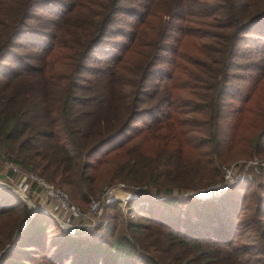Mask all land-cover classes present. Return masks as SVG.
Segmentation results:
<instances>
[{
	"label": "trees",
	"instance_id": "trees-1",
	"mask_svg": "<svg viewBox=\"0 0 264 264\" xmlns=\"http://www.w3.org/2000/svg\"><path fill=\"white\" fill-rule=\"evenodd\" d=\"M0 145L73 202L120 183L147 202L129 234L119 202L103 225L70 232L46 213L20 228L27 205H0V255L14 239L15 264L49 258L48 224L61 249L47 264H264L263 182L245 205L260 176L182 196L264 150V0H0ZM244 212L259 232L248 248Z\"/></svg>",
	"mask_w": 264,
	"mask_h": 264
},
{
	"label": "rangeland",
	"instance_id": "rangeland-1",
	"mask_svg": "<svg viewBox=\"0 0 264 264\" xmlns=\"http://www.w3.org/2000/svg\"><path fill=\"white\" fill-rule=\"evenodd\" d=\"M248 47H250L249 44H245L243 43L242 46H240V50L243 51L244 49H248ZM96 53V52H95ZM95 55H91L89 57V59L86 60L87 64L92 65V63L94 61H92V58ZM228 98V97H227ZM228 149L225 148L224 152H226ZM238 151V150H237ZM253 155V154H251ZM14 156H12V158L9 156V154L6 153L5 149L2 148V146L0 145V185L4 188H2L0 191V205H7V204H11L14 202H20L23 203L25 205H27L28 209H29V214L27 217H25L20 223V228H24L27 227V225L29 224V222L32 221V219L37 216L39 213H45L43 210H41V204L43 202V198H44V192H42V190L40 188H36V185L32 182V180L30 179L31 173L34 172H30L28 170H26L25 168H23L21 165L17 164L14 161ZM254 158H260L264 160V150L262 151L261 154H257V155H253L251 157H241L237 160H234L228 164L240 161V160H244V159H254ZM13 163L15 168H17V172L13 171V169L10 168V164ZM225 165V164H223ZM34 174H37V172H35ZM40 176V175H39ZM45 179V178H44ZM46 180V179H45ZM48 181V180H46ZM49 182V181H48ZM258 182H263L264 183V179L262 176H260V178H257L256 183L254 184L253 188H250L249 190H246L247 194L250 196L253 193H257L256 196H252L249 197L245 200V205H249V206H255L257 203V196H261L262 192L261 190L258 188L257 184H259ZM51 183V181L49 182ZM53 184V182L51 183ZM55 187H58V185L53 184ZM260 185V184H259ZM60 188V187H59ZM38 189V190H37ZM207 189V188H205ZM228 190V189H227ZM226 190V191H227ZM66 192V191H65ZM225 192V191H224ZM223 192V193H224ZM245 192V193H246ZM68 193V192H67ZM101 193H105L106 196L104 198L101 199L99 205H98V210L96 209L94 212H92V218H90V216L85 217V219H81V222L79 220V225H84L83 223H86V220L91 221L92 224L89 226L92 227H88L87 229H96L98 228L100 225H103V223L105 222L104 220H106L107 218H109L110 215L112 214H116L118 211H115L111 208H108L109 205H115L116 202H119V210L121 212L120 215V222H121V226H119V229L121 228L123 230V232L125 234H129V226L132 224H141L142 219L141 216L142 214H140L141 212L139 210L142 209L143 205L147 204L146 200H142V198H140L141 196L139 195V193H137L136 189L130 188L127 185L120 183L116 186H112V185H105L103 187V189L100 191L99 195H101ZM174 195H177L178 193V189H174L173 191ZM202 194H205V192L202 189L196 190V191H191V190H187L184 194H182V196H193V197H197V198H206V199H210L212 197H209L208 195L205 196H200ZM219 194L217 195L218 197L223 195ZM98 195V196H99ZM70 196V195H69ZM208 196V197H207ZM90 197V196H89ZM102 197V195H101ZM71 199V197H70ZM218 199V198H217ZM71 201L73 202V200L71 199ZM74 205H76L82 212H85V214L89 213L90 207H91V201L87 206V203H78L74 200ZM107 207V208H106ZM136 208V210H134L133 208ZM181 209L183 210V206H180ZM263 209H264V203L262 205ZM222 211H226L227 209H231L230 211H232V208L230 205H226V206H220V208ZM199 209H191V211H193V213H196ZM195 211V212H194ZM229 211V212H230ZM119 213V212H118ZM190 213V210L185 207L182 213V216L185 217V220H182V224L188 221V218H191V216L188 217V214ZM198 213V212H197ZM47 214V213H46ZM49 215V214H47ZM160 216H167L165 214V212L161 211L159 212ZM51 216V215H49ZM216 216V215H215ZM235 216H239V215H235ZM52 217V216H51ZM82 217V216H81ZM188 217V218H186ZM197 217H195L196 219ZM252 219V212H244L239 216L238 224H239V234L238 236L242 235V239H243V244L242 246L244 247H250V245H255V243H253L255 240H257V237L259 235V232H253L251 230H244V222L246 220L251 221ZM170 221L172 223H174L175 225L179 224V220L178 217L176 216V214L174 213V216L170 215ZM13 221L11 220L9 222V224H12ZM202 223V222H199ZM60 225V224H59ZM61 226V225H60ZM186 226V225H185ZM57 227V226H56ZM52 227L50 224H48V244H47V252L46 255H50L48 259H46L44 261V264L50 263V257L54 256L57 254V249H61V248H53V243H54V238L57 237V231H58V227ZM62 228V227H61ZM62 230H64L62 228ZM154 230H156V228H154ZM66 231V230H65ZM73 231V230H69ZM67 232V231H66ZM143 232V231H141ZM95 233V232H94ZM99 235H103L104 233V229H101V231L96 232ZM242 233V234H241ZM28 238H30L31 236H27ZM96 237V236H94ZM144 237L143 235H141V238ZM97 239V238H95ZM154 239V237H153ZM149 241V240H146ZM14 239L1 251V255H0V260L4 259L6 260L7 258L4 257L5 255H7V253L13 249V245H14ZM140 243V242H139ZM25 245V244H24ZM50 245V248H49ZM259 245V244H258ZM158 246L155 247V249H157ZM259 247V246H258ZM260 248V247H259ZM20 251H16V255L14 256L15 259L18 258L17 255H21L22 258H24V255L22 254H17ZM11 253V252H10ZM157 253V251L154 250L153 254L150 252V254L154 255ZM34 255V254H33ZM29 257V256H28ZM77 256L75 255L74 257L70 258L66 256V260L68 261L65 262L66 264H81L80 260L78 258H76ZM40 258V257H39ZM36 258L35 260H37L35 262V264H39L38 259ZM16 260H10L9 258L7 259L5 264H15ZM86 264H94V262H89Z\"/></svg>",
	"mask_w": 264,
	"mask_h": 264
},
{
	"label": "built area",
	"instance_id": "built-area-1",
	"mask_svg": "<svg viewBox=\"0 0 264 264\" xmlns=\"http://www.w3.org/2000/svg\"><path fill=\"white\" fill-rule=\"evenodd\" d=\"M10 168L17 172V168H15L13 163L10 164ZM220 171L222 173V180L210 185L207 189H202L205 194L201 193L200 196L208 195L209 197H215L240 181L253 178L256 175L262 176L264 179V160L260 158L244 159L231 164L222 165L220 166ZM30 179L36 185V188H40L42 192H44L41 210L55 218L64 230L69 231L78 228L92 227L89 226L92 224L91 221L86 220V223H83L84 225H79V220L81 221V219H85L87 216H90V218L93 217L92 212L96 209L98 210L97 207L101 199L106 196L105 193H101L102 197L99 195L91 199L89 213L85 214V212H82L74 205L69 194L62 188L55 187L43 177L34 173H31Z\"/></svg>",
	"mask_w": 264,
	"mask_h": 264
}]
</instances>
